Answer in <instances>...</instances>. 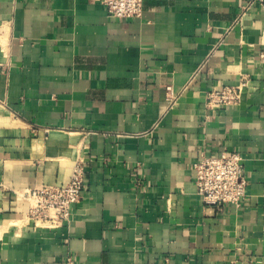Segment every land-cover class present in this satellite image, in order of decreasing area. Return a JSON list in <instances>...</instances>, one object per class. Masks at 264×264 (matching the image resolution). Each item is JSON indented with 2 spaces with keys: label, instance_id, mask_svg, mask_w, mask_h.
I'll list each match as a JSON object with an SVG mask.
<instances>
[{
  "label": "crops",
  "instance_id": "obj_1",
  "mask_svg": "<svg viewBox=\"0 0 264 264\" xmlns=\"http://www.w3.org/2000/svg\"><path fill=\"white\" fill-rule=\"evenodd\" d=\"M246 0H0V264H264V8ZM246 82L240 102L206 105ZM237 152L248 186L221 212L193 164ZM69 223L29 191L64 186Z\"/></svg>",
  "mask_w": 264,
  "mask_h": 264
},
{
  "label": "built area",
  "instance_id": "obj_2",
  "mask_svg": "<svg viewBox=\"0 0 264 264\" xmlns=\"http://www.w3.org/2000/svg\"><path fill=\"white\" fill-rule=\"evenodd\" d=\"M110 17L131 19L141 17L144 0H101ZM255 4L264 8V0H246L238 23ZM246 82L236 86L214 88L206 95V105L219 110L237 105ZM244 158L237 152H224L219 156H203L193 164L194 183L202 203L218 212L225 206L240 207L246 198L248 182L244 175ZM85 185L83 159L76 161L70 181L64 186H47L29 191L27 196L35 202L30 217L35 223L58 228L71 219V208L81 199Z\"/></svg>",
  "mask_w": 264,
  "mask_h": 264
}]
</instances>
